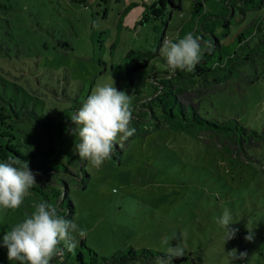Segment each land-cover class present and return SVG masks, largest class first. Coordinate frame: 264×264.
Listing matches in <instances>:
<instances>
[{
	"label": "rangeland",
	"instance_id": "rangeland-1",
	"mask_svg": "<svg viewBox=\"0 0 264 264\" xmlns=\"http://www.w3.org/2000/svg\"><path fill=\"white\" fill-rule=\"evenodd\" d=\"M180 1L182 9L167 19L149 8L158 0H0V91L55 115H71L98 84L113 80L130 97L135 133L100 167L75 154L79 137L71 131L64 144L73 220L86 232L76 245L84 239L101 255L129 246L167 252L180 245L186 259L174 264H232L228 251L233 250V264H264V140L237 152L212 131H175L163 118L159 128L149 119L135 120L140 102L154 90L149 76L164 65L151 59L131 84L123 58L131 48L157 49L163 30L172 40L195 6V0ZM205 3L214 13L223 8L222 0ZM261 11H248L240 25ZM242 17L238 11L237 20ZM232 24L229 40L238 32ZM202 111L236 117L264 132V64L246 68L226 90L205 94ZM38 201L29 192L19 208L0 211V236ZM226 208L235 220L229 227L237 231L224 243L216 217ZM6 252L0 246V264H11ZM63 258L53 263L77 264ZM154 261L162 264L164 258Z\"/></svg>",
	"mask_w": 264,
	"mask_h": 264
},
{
	"label": "trees",
	"instance_id": "trees-1",
	"mask_svg": "<svg viewBox=\"0 0 264 264\" xmlns=\"http://www.w3.org/2000/svg\"><path fill=\"white\" fill-rule=\"evenodd\" d=\"M222 1V10L214 13L207 9L206 0H195L189 18L172 37L175 40L191 32L206 42L203 44L201 59L193 71H172L168 68L160 55V48L165 46L166 39L171 40L165 30L158 35L157 49L131 48L122 63L131 84L134 83L135 74L145 69L151 59L158 57L164 65L149 76L154 90L140 102V113L135 117L137 122L142 117L144 123L149 119L155 128H159L163 118L175 131L185 128L212 131L230 140L237 152L246 153L247 148L261 144L264 132L260 133L236 117L206 114L202 111V100L205 94L226 90L228 81L235 76H242L246 68L264 64V1ZM149 8L155 15L164 13L167 19L174 9H182L180 0H158V6ZM254 9L262 11L241 26L246 13ZM238 11L243 15V20H237ZM232 21L237 23L238 32L229 40L232 36ZM159 27L156 26V29ZM128 90L130 92L132 88L129 86ZM68 115L63 112L55 115L50 111H39L33 104L21 103L14 96L8 97L0 91V159L11 156L21 162L28 161L30 169L38 172L35 177L38 185L30 193L39 198L38 203L49 201L57 204L61 214L66 211L67 217L74 219L75 207L65 179L66 174L72 173V170L63 161L64 144L72 125ZM85 175L90 177L87 172ZM82 178L85 180V176ZM166 254L146 246H129L110 255H101L82 239L74 249L61 243L50 264H54L57 257H64L77 264H125L130 259L156 264L154 258H165ZM184 259L186 257L181 256L174 261L181 262Z\"/></svg>",
	"mask_w": 264,
	"mask_h": 264
},
{
	"label": "clouds",
	"instance_id": "clouds-1",
	"mask_svg": "<svg viewBox=\"0 0 264 264\" xmlns=\"http://www.w3.org/2000/svg\"><path fill=\"white\" fill-rule=\"evenodd\" d=\"M204 43L199 36L188 32L167 41L160 49V55L170 70L191 72L201 59ZM69 118L74 125L71 133L79 137L75 154L96 168L111 159L116 148L135 133L131 126L130 97L124 90L117 89L114 80L98 84L94 91L84 96ZM36 175L38 172L30 169L26 160L21 162L11 156L0 159V211L19 208L30 190L38 185ZM234 222L233 214L227 208L216 217L224 243L237 231L229 227ZM85 235V230L68 218L66 211L60 213L57 204L41 201L34 211L0 236V246L6 247L11 264H50L61 243L74 249L79 242L76 237L84 238ZM251 238L250 234L245 236V239ZM184 251L180 245L169 247L162 264H174ZM228 254L233 264L237 253L231 250ZM244 255L239 253L240 257Z\"/></svg>",
	"mask_w": 264,
	"mask_h": 264
},
{
	"label": "built area",
	"instance_id": "built-area-1",
	"mask_svg": "<svg viewBox=\"0 0 264 264\" xmlns=\"http://www.w3.org/2000/svg\"><path fill=\"white\" fill-rule=\"evenodd\" d=\"M167 41H169L168 39H166V43H167Z\"/></svg>",
	"mask_w": 264,
	"mask_h": 264
}]
</instances>
